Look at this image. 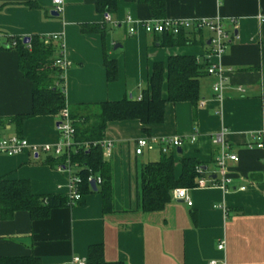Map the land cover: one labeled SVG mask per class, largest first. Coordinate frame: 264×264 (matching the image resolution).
I'll return each mask as SVG.
<instances>
[{"label":"crops","instance_id":"1","mask_svg":"<svg viewBox=\"0 0 264 264\" xmlns=\"http://www.w3.org/2000/svg\"><path fill=\"white\" fill-rule=\"evenodd\" d=\"M31 1L38 7L30 8ZM95 3L63 0L56 17L51 15L53 0H0V48L9 46L8 38L60 37L68 62L63 76L69 105L137 100L154 63L165 64L170 56L180 55L204 59L210 50L207 32L196 35L190 45L174 48H161L143 31L129 36L128 17L155 19L150 6L137 0H118L117 12L110 14L116 26L105 21ZM166 6V19L222 20L230 36L220 60L229 70L222 99L212 90L217 78L206 75L200 80L196 107L167 103L163 124L151 127L149 134L139 122L109 123L105 139L112 144L106 158L113 169L111 209L105 208L98 189L84 195L81 203L53 209L45 220L35 221L26 212L9 221L0 217V258L33 256L41 264H73L81 258L88 263L90 247L102 245L108 263L264 264V147H255V134L264 132V0H166ZM105 23L104 39L82 32L85 25ZM106 58L118 66L115 82L107 81ZM32 100V84L19 69V56L0 49V137L24 138L32 145L59 143L57 116L28 119L21 127L9 122L29 114ZM222 130L239 159L226 164L224 175L231 181L227 192L185 188L191 207L171 199L155 213L138 208L142 166L162 156L158 148L136 156L138 139L178 137L183 143L181 154L176 151V177L182 173L181 160L187 158L201 163L207 179L220 180L214 138ZM46 159L29 151L0 155V179L26 180L35 196L68 198L69 174ZM221 242L225 249L219 251Z\"/></svg>","mask_w":264,"mask_h":264},{"label":"trees","instance_id":"2","mask_svg":"<svg viewBox=\"0 0 264 264\" xmlns=\"http://www.w3.org/2000/svg\"><path fill=\"white\" fill-rule=\"evenodd\" d=\"M118 0H96V11L101 15L115 14ZM141 5L150 6L155 19H164L166 0H137ZM30 8H37L35 2H29ZM84 34L97 33L106 38L104 26L85 25ZM201 32H181L178 36L165 34L153 35L161 48H174L194 43L196 35ZM30 44L23 39L8 38V45L0 49L12 50L19 56V69L32 84V108L29 114L20 115L9 122L21 127L25 120L39 116H58L64 109L69 112L75 129L76 146L71 154V162L77 168L74 174L79 179L80 195L92 194L90 179L94 180L104 200L105 208L111 209L113 169L103 155L102 142L111 122L135 121L143 125V131L149 134L154 125L164 122L166 104L189 103L196 107L200 100V80L207 75L208 63L205 59L192 56H170L165 64L154 63L147 88L141 99L123 98L121 101H108L94 104L69 105L65 97L63 71L56 62L63 57V44L39 36H33ZM12 44H15L12 46ZM107 81L115 82L118 78V66L106 58ZM165 90V92H164ZM85 144L89 147L86 150ZM170 153L161 159L142 166L140 175V194L138 208L145 213L162 211L172 199L174 189L196 188L198 185V167L201 163L183 158L182 173L176 177V156ZM65 158L57 159L47 156L46 163L54 168L63 165ZM100 180V183L97 182ZM71 206L68 198L62 196H35L30 183L0 179V217L9 221L14 214L28 213L35 221L48 219L53 209ZM0 264H41L33 256L0 258ZM87 264H124L108 263L103 254V246H92L88 252Z\"/></svg>","mask_w":264,"mask_h":264},{"label":"built area","instance_id":"3","mask_svg":"<svg viewBox=\"0 0 264 264\" xmlns=\"http://www.w3.org/2000/svg\"><path fill=\"white\" fill-rule=\"evenodd\" d=\"M63 5V0H53V9L57 13H61ZM105 21L116 26L114 22H111V15H105ZM126 22L130 25L128 30L129 36H135L139 31H143L147 35H164L171 34L178 36L181 32H207L211 36L209 38V52L205 55L204 59L208 63L207 75L214 76L217 78L215 84L213 85V92L219 100L222 99L223 90L225 88L226 75L229 73V70H226L220 60L222 59L226 47L230 42L229 33H227L223 26L222 20H171V19H153L149 22L138 21L131 17L126 19ZM260 22L264 23V18H260ZM46 39L53 41H61L58 36H49ZM1 45V44H0ZM15 44H12L14 46ZM56 66L61 68L62 71H66L68 68V62L62 57L56 62ZM132 99V98H131ZM138 99H141L138 98ZM58 122L56 123V129L60 137V142L55 145H32L24 138L17 137H0V155L3 156H18L21 153L29 151L33 157L39 158L40 154L46 156H54L57 159L65 158L63 165H58L56 170L62 173L69 174V195L68 199L71 204H77L82 202L83 196L78 192V183L79 179L74 176L75 169L77 168L71 162V154L74 151L75 147H80L81 144H78L74 141L75 129L73 128L70 120L69 112L64 109L62 113L58 116ZM226 131L222 130L214 138V144L218 147L220 151L219 156L216 159V165L221 170L222 178L217 179H207L206 172L204 168L198 167L197 173H199L198 185L196 188H219L223 192H227L228 184L231 182L225 177V170L227 168V162H238V157L230 150V146L226 139ZM256 144L255 147L263 148L264 147V132L255 134ZM183 141L178 138H140L135 144L134 154L136 156L143 155L144 151L153 152L154 149H159L162 155H168L170 153L176 154L177 149L182 146ZM86 150L89 145L85 144ZM253 146H250V148ZM103 155L105 158L110 157L112 151V144L109 141L102 142ZM93 181L90 179V182ZM100 183V180H97ZM243 190V189H242ZM187 189H174L171 193L173 201H182L186 202L189 207L192 206V201L187 194ZM225 249V242H221L218 245V250L222 251ZM73 264H87L85 260L81 258H75ZM211 264H216L212 262Z\"/></svg>","mask_w":264,"mask_h":264},{"label":"water","instance_id":"4","mask_svg":"<svg viewBox=\"0 0 264 264\" xmlns=\"http://www.w3.org/2000/svg\"><path fill=\"white\" fill-rule=\"evenodd\" d=\"M51 15L57 17L59 14H58L57 12L53 11V12H51ZM23 40H24V44H25V45H28V44H30V42H31V40L28 39V38H25V39H23ZM208 43H209V42H208ZM177 152H178L179 154H181L180 149H178ZM90 184H91V188H92L93 192L96 193V191H98V188H97V184H96V182L93 180V181L90 182Z\"/></svg>","mask_w":264,"mask_h":264},{"label":"rangeland","instance_id":"5","mask_svg":"<svg viewBox=\"0 0 264 264\" xmlns=\"http://www.w3.org/2000/svg\"><path fill=\"white\" fill-rule=\"evenodd\" d=\"M205 35H207V36H208V34H206V33H205ZM209 36H210V35H209Z\"/></svg>","mask_w":264,"mask_h":264},{"label":"bare ground","instance_id":"6","mask_svg":"<svg viewBox=\"0 0 264 264\" xmlns=\"http://www.w3.org/2000/svg\"><path fill=\"white\" fill-rule=\"evenodd\" d=\"M227 32V31H226ZM156 36V35H155ZM106 140V139H105Z\"/></svg>","mask_w":264,"mask_h":264}]
</instances>
